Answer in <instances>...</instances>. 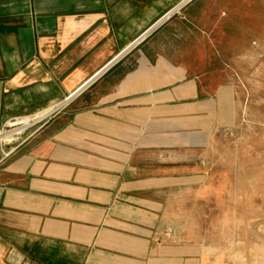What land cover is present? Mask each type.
Instances as JSON below:
<instances>
[{
    "label": "crops",
    "instance_id": "obj_1",
    "mask_svg": "<svg viewBox=\"0 0 264 264\" xmlns=\"http://www.w3.org/2000/svg\"><path fill=\"white\" fill-rule=\"evenodd\" d=\"M183 2L0 0V132L61 105L0 167V264H202L162 234L166 199L192 177L160 158L230 124L234 90L152 41L128 53Z\"/></svg>",
    "mask_w": 264,
    "mask_h": 264
},
{
    "label": "rangeland",
    "instance_id": "obj_2",
    "mask_svg": "<svg viewBox=\"0 0 264 264\" xmlns=\"http://www.w3.org/2000/svg\"><path fill=\"white\" fill-rule=\"evenodd\" d=\"M186 2L128 53L152 41L208 89L232 88L233 120L202 147L162 154L192 177L166 199L162 234L198 247L202 264H264V0Z\"/></svg>",
    "mask_w": 264,
    "mask_h": 264
},
{
    "label": "built area",
    "instance_id": "obj_3",
    "mask_svg": "<svg viewBox=\"0 0 264 264\" xmlns=\"http://www.w3.org/2000/svg\"><path fill=\"white\" fill-rule=\"evenodd\" d=\"M143 35V34H142ZM138 37L135 42H138L142 37ZM109 65V64H108ZM72 97H68L66 102ZM36 117H21L10 121L4 129L0 132V167L11 157L15 152V148L10 145L19 141L20 137L24 135L32 126L39 123L35 122ZM23 129L22 132L18 133L17 130L21 129L24 125L29 124ZM7 143V144H6Z\"/></svg>",
    "mask_w": 264,
    "mask_h": 264
},
{
    "label": "bare ground",
    "instance_id": "obj_4",
    "mask_svg": "<svg viewBox=\"0 0 264 264\" xmlns=\"http://www.w3.org/2000/svg\"><path fill=\"white\" fill-rule=\"evenodd\" d=\"M184 1H187V0H184ZM183 4H184V3H181L180 6L176 7V8L173 9L172 11H170V13L165 17L164 20H167V19L170 17V15L173 13V11H174V12H177L178 10H180V8L183 6ZM60 106H61V105H59V106L57 105V107H55V108H50V109L46 110L45 112H43L42 114L37 115V116H36V121H35V122H38V121L43 120L44 118H46L47 116H49L50 114H52V113H53L56 109H58ZM28 125H30V123L27 124V125H25V126H28ZM18 133H19V132H18Z\"/></svg>",
    "mask_w": 264,
    "mask_h": 264
},
{
    "label": "water",
    "instance_id": "obj_5",
    "mask_svg": "<svg viewBox=\"0 0 264 264\" xmlns=\"http://www.w3.org/2000/svg\"><path fill=\"white\" fill-rule=\"evenodd\" d=\"M178 6H180V5H178ZM177 6V7H178ZM182 8V7H181ZM170 12H168L167 14H165L161 19H160V21L158 22V23H156V24H154L150 29H148L144 34H148V32H150L151 31V29H153L154 27H156L159 23H161V22H163L164 21V19H165V17L169 14ZM170 18V17H169ZM143 34V35H144ZM142 35V36H143ZM115 60V59H114ZM113 62V61H112ZM109 64H111V63H109ZM99 74V72L95 75V76H97ZM91 80H92V78L89 80V81H87L82 87H80L75 93H73L72 95H70V97H73L75 94H77V92H79L81 89H83L85 86H87L88 84H89V82H91Z\"/></svg>",
    "mask_w": 264,
    "mask_h": 264
}]
</instances>
